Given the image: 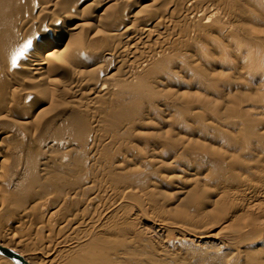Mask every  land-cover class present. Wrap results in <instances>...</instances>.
I'll return each instance as SVG.
<instances>
[{
	"label": "bare ground",
	"instance_id": "obj_1",
	"mask_svg": "<svg viewBox=\"0 0 264 264\" xmlns=\"http://www.w3.org/2000/svg\"><path fill=\"white\" fill-rule=\"evenodd\" d=\"M238 5V0H0L1 246L27 264H264L261 172L258 184L239 175L229 184L220 178L215 197L227 194L221 204L228 209L216 220L203 216L201 203L194 202L180 215L154 208L150 232L132 223L142 212L139 206L151 208V195L173 175L148 171L164 165L142 154L130 137L157 149L163 142L158 134L135 132L140 120L159 111L167 122L178 112L198 120L207 115V100L199 104L167 92L189 72L202 77L196 85L206 93L215 92L217 82L226 103V85L219 83L225 74L204 68L222 66L227 58L238 67L255 59L248 53L253 41L240 37L224 44L214 34L226 38L241 29ZM29 40L32 47L14 64ZM238 108V117L255 114L247 105ZM210 121L205 127L213 126ZM202 153L190 165L185 147L177 144L167 167L194 176L189 179L194 188L212 164L234 173L233 162ZM242 167L253 171L247 163ZM217 226L220 232L210 234ZM0 261L20 264L3 254Z\"/></svg>",
	"mask_w": 264,
	"mask_h": 264
},
{
	"label": "rangeland",
	"instance_id": "obj_2",
	"mask_svg": "<svg viewBox=\"0 0 264 264\" xmlns=\"http://www.w3.org/2000/svg\"><path fill=\"white\" fill-rule=\"evenodd\" d=\"M238 3V9H240L242 14L238 15L239 21L242 22V24L238 22L240 26L242 25L241 29H238V31L233 32L230 37L226 38L218 36L216 33L214 34L218 40L224 44L231 39L235 40L240 37H246L253 41V44L256 46L254 50L252 49L248 53L252 54L249 56L255 55V59L252 57L254 59L253 62L244 61V64L243 62L239 63L238 65H242V67H238L235 66V59L227 58L229 59L227 62H229L223 63L222 66L220 63H217L216 65L210 64L204 68L205 71H209L210 73L225 74L224 82L221 81L219 83L226 85L222 93L223 98L226 99V103L222 104V96L218 92L220 88H217V82L214 84L213 82L211 83L213 84L212 86L216 85L215 92L206 93L202 88L200 89L196 85L201 83L202 80V77L197 76L196 72H194L195 74L193 71L189 72L185 76L181 74L182 76H179V80L182 78V81L180 80L179 84L176 86L174 85V87L166 88L169 89L167 90L168 94L175 93L181 98L199 104L207 100V102L210 103V105L207 106V115L203 119L198 120L197 118L189 117L186 113L178 112L174 113L171 120L167 122L165 120L168 117L163 116L159 111L152 112L150 115L140 120L135 127V132L142 133L144 137H148L147 134H158L163 142L157 146V149L152 146L144 147L136 141L135 138L130 137V142L135 144L136 147L141 150L142 154L149 153L152 156H156L154 159H159L164 165L159 168L150 165L151 170L148 171L161 173V175L169 177L173 175V178L171 177L169 182L162 183L161 185L159 184L156 193L151 195L152 210H150L151 208H143L140 203V206H142L141 209L138 204L142 212L137 211V216H132L136 219L138 218V220H133L132 223L142 232L145 230L146 232L151 231L149 228V218L152 216L151 211L153 212L155 210L154 208L157 207V209L162 208L161 210L165 209L163 211H169V214L180 215L181 210L188 211L191 205H189V203L197 202L201 203L200 213L203 214V216H207L210 220H216L219 215L225 212L224 210L226 208L228 209L227 205L221 204L223 199H227V194L225 196L222 195L218 200L215 197V189L218 186V182L221 180L220 178H224L227 182L226 184H229V182L235 179L236 175H239L242 179L244 177L245 180L258 184L260 182V176L258 174L261 172V175H264V155L261 153L264 151V137L260 135V133H264V0H238ZM221 22H223L222 19L216 20L213 24L219 25ZM217 56L219 57V55ZM217 56L214 57L213 55L214 58H217ZM220 57L217 58L218 62L223 61V58L221 57V59ZM224 61L226 62V60ZM232 66L234 69H232ZM187 81L193 82L195 86L188 84ZM212 90H214V88ZM239 105L240 108H238ZM244 105H247L248 108H253V113L256 114L257 112L256 116L253 114L251 116L245 115L238 117V113L235 112H239L240 110L234 112V108L237 107L241 109ZM188 119H192V121H189V123L187 122V126H182L181 122ZM207 120H211L210 122L213 121L212 123L214 124L211 126L213 129L211 127H205L204 124L207 123ZM230 122L241 123V127L244 126L243 128H246L245 131H247L244 132V130H242V132H240L236 126L230 125ZM249 129H254L257 134L254 132L252 133L253 130L250 131ZM246 133L249 135H246ZM177 144L185 147L187 154L184 156V161L190 165H194V160L197 161V159L200 158L198 155L200 156L202 152V154L211 156L210 158L221 155L225 158L224 161L228 159V162L234 163L231 165V167L233 166L231 169L234 173L227 171L221 164H214V166L212 164L210 171L207 173V178L200 181L199 185L194 188V185L192 186L191 184V180H189L194 176L190 175L188 172L183 174L174 171L170 172L171 170L167 167V163L173 160L171 151ZM156 150H159V152H156ZM155 152L161 157H157L156 154H153ZM258 153L261 154L260 157L263 155L261 159L260 157L258 158L259 155L255 157V154ZM255 158H258V160L256 159V161ZM181 163L182 162H180V164ZM243 163L251 165L253 171H245L242 167L244 165ZM240 196L242 197V195ZM240 196H237V198H239L238 200H240ZM221 210L223 212H221ZM203 212L206 213L204 214ZM220 230V227L217 226L211 228L209 233L214 235L219 233Z\"/></svg>",
	"mask_w": 264,
	"mask_h": 264
},
{
	"label": "water",
	"instance_id": "obj_3",
	"mask_svg": "<svg viewBox=\"0 0 264 264\" xmlns=\"http://www.w3.org/2000/svg\"><path fill=\"white\" fill-rule=\"evenodd\" d=\"M0 253L9 257L14 262H19L20 264H27L23 258H21L17 253L3 247L0 245Z\"/></svg>",
	"mask_w": 264,
	"mask_h": 264
},
{
	"label": "snow or ice",
	"instance_id": "obj_4",
	"mask_svg": "<svg viewBox=\"0 0 264 264\" xmlns=\"http://www.w3.org/2000/svg\"><path fill=\"white\" fill-rule=\"evenodd\" d=\"M32 41L31 40H29V41H27L25 44H24V46H23V48L16 54V56H14L13 57V63L15 64V60H16V58L18 57V56H24L25 55V52H26V50H28V49H30L31 47H32Z\"/></svg>",
	"mask_w": 264,
	"mask_h": 264
}]
</instances>
